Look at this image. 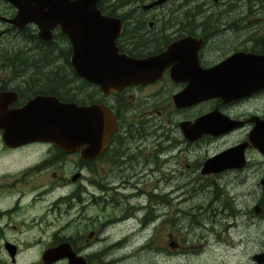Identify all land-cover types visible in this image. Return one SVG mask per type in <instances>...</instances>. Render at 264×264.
Segmentation results:
<instances>
[{"label":"flooded vegetation","instance_id":"af4514ba","mask_svg":"<svg viewBox=\"0 0 264 264\" xmlns=\"http://www.w3.org/2000/svg\"><path fill=\"white\" fill-rule=\"evenodd\" d=\"M154 1L97 0L99 3L97 4L96 2V5L102 14L116 17L119 21L120 29L113 39L119 53H125L131 57L154 55L165 50L173 41L184 36H190L191 38L186 39L185 43L173 47L180 51L177 54L184 53L188 58L185 69L190 68L189 70L215 65L217 61L227 54L237 50L264 53V34L249 33L237 40H235L234 35H225L226 29L231 31L233 29V32L238 33L235 25L236 20H240V18L228 19L219 14L220 12L215 14V4L223 2L224 4L235 5L237 0H179L176 8L182 11L179 13L162 11V7L171 0H161L158 3L151 4ZM244 3L246 11H250V13H256L257 8H263L264 6V0H244ZM255 3L257 4L256 8L253 6ZM7 8V10L0 9V21L5 24L4 30H0V33L3 31L9 33L8 39H4L5 54L3 61L0 62V72H5L6 74L5 76L0 75V93L8 92L7 96L11 95L10 93L15 94V99L10 100L7 106H19L35 94H49L56 96L58 100L73 101L77 104L99 103L107 107L115 118V126L106 142L97 155L92 158L82 157L78 149L64 150L54 146L52 143L45 142L54 151L53 153L49 150L47 153V157L53 158L52 163L54 161L59 162L61 157L65 155L73 156L71 158L73 167L70 168L71 174L69 176H62L63 174L59 175L53 172L52 179L59 182L57 185L54 184L53 186L51 182L39 183L30 181L24 183L23 188H14L18 182L24 180L23 176H13L10 182H7L8 178L5 176L0 179V248H4L10 260L11 256L6 250L5 243H13L15 248L14 255L18 250V243L5 238L2 228L15 227L16 222L23 225L25 215L24 207L21 206V199L24 193L37 191L35 194L38 196L50 193L56 186L69 185V188H67L69 190L63 191V194L60 193L49 202L48 207L45 209L46 212L50 210L65 211L69 208H74L76 209V219H84L85 203H82L81 199L83 195H86V202L90 203L91 201L100 200L102 203L101 208L111 213L113 209L120 206L123 207L122 211L129 208L137 210L139 207L145 208L141 216V222L144 224L147 222L145 218L150 219V215L153 212L152 204L138 206L136 200H134V198L144 193L143 188L139 186L140 184L148 179L149 176H158L154 187L155 190H151L153 192L148 193L150 195L158 194L163 196L162 201H158L159 203L157 204L153 203L156 204L155 209L159 212L162 207L160 203H170V183L167 186V182L170 176H174L172 174V171L176 168V163L174 162L182 158L189 151V148L194 153L198 148L203 149V144L214 142L216 137L245 126L243 136L231 143L235 144L246 139L247 133L253 125V116L264 117V113L250 111L234 114L227 112L232 107L243 104L249 98L264 93V87L228 101H222L220 98L212 96L191 103L181 102L176 98V95L182 91L188 80L183 73H176L174 66L178 64V56H173V60H167L162 63L156 72L157 75L151 80L127 83L116 89L103 90L98 84L84 80L75 74L69 62L71 53L70 42L67 36L60 32L58 26L53 28L51 38L44 40L37 35L36 27L32 23L16 27L6 21L5 18L11 17L15 11L10 3H7ZM155 8H160V10L153 12ZM210 8L213 9L212 12L208 11ZM223 19L225 20L223 21ZM218 42L224 46L221 47L215 44ZM219 47L221 51L216 54L215 49L218 50ZM27 48L31 50L36 48V62L25 60ZM44 50L51 51L54 54L51 61L43 59ZM60 59H62L66 67L57 66ZM45 65H53L50 69L52 74L49 69H45ZM33 73L36 75L29 76V74ZM76 97L81 98L82 101H77ZM215 109L229 118L240 120L241 124L219 134L201 132L190 139L186 133L184 134L181 122H192L196 117ZM33 142L14 147L3 144L1 146L6 152H14L16 149ZM251 148L253 149L254 147L247 146L244 149V153ZM183 150L185 151L184 155L182 153ZM198 153H195L190 158V161L199 171L204 159L215 153V148L210 151L205 148L204 151L200 152L199 156ZM185 160L187 161V158ZM166 163L170 167H167V173L165 172ZM247 164L248 160L246 157L240 167L226 168L219 172L205 174L199 171V174L213 177V181L208 180L214 185L212 197L217 198L220 187L215 183V175L222 172L240 170ZM184 165L187 166L188 162H184ZM82 169L85 172L83 173L84 176H80ZM178 174L177 170L175 176ZM159 176L167 177L160 178ZM242 176H245V174ZM262 176H264V167L262 168ZM81 177L83 178L82 182H80ZM260 184L262 188L260 192L263 195L264 182ZM221 187L229 193L227 186L223 184ZM13 195V202L6 204L5 201L8 198L11 199ZM65 197L68 198L66 199ZM229 200L236 209V213H240L242 209L240 206H235L237 200L235 201L234 195L229 193ZM76 203H78V206H74ZM60 204H63L62 207H60ZM254 204L258 205L257 210L253 209ZM222 205L228 208L230 214L233 213L234 209L230 204L222 202ZM109 207H111L110 210ZM251 211L257 216L264 218V203L261 195L255 199L251 206ZM82 214L83 216H81ZM132 214V212H127L122 216L103 217L101 221L102 228L112 229L116 226L117 220L121 221L123 218L132 216ZM17 218L18 220H16ZM236 219L238 222L240 218L237 216ZM42 220H45V218H42ZM42 220L39 219V221ZM69 221L70 219L66 220L65 223H69ZM235 224V219L226 220L223 215L222 219L217 218L215 231L218 230L216 229L217 225L222 229L229 228L230 230ZM207 228L214 230L212 225ZM92 234L93 231L89 230L85 236L90 239ZM62 235L57 236L55 243L67 241L75 253L84 257L85 264H90L89 257L95 255L98 251L94 252V249L86 253L81 252V247L76 245L78 238L81 237L79 231H73L69 236ZM167 236L169 237L170 235ZM213 236L215 238V232ZM102 238L107 240L109 235ZM97 240H100L99 236ZM113 240L107 241L106 245L103 244L105 249L100 252V255H103L104 252L106 255L110 254L106 257V261L110 264L117 262V259L121 257V255L111 253L122 241V238ZM174 244L176 245L175 242ZM106 247L108 250L113 249L108 251ZM260 251H264V249ZM253 253L250 256L254 260V264H264V259L257 262L252 257ZM62 260L66 263L65 257H59L53 262Z\"/></svg>","mask_w":264,"mask_h":264},{"label":"rangeland","instance_id":"374dc122","mask_svg":"<svg viewBox=\"0 0 264 264\" xmlns=\"http://www.w3.org/2000/svg\"><path fill=\"white\" fill-rule=\"evenodd\" d=\"M178 2L179 0L167 2L162 7V11L167 13L182 12L180 9H176ZM7 3L5 0H0V9L7 10ZM253 6L256 8L257 4L255 3ZM159 10L160 8H155L153 12ZM208 11L212 12L213 9L210 8ZM218 12L228 19L240 18V20H236L235 25L238 33L233 32V29L232 31L230 29L225 30V35H234L235 40L249 33L264 34V6L263 8H257L256 13H250V11H246L244 0L243 3L242 0H237L235 5L221 2L215 4V14ZM4 27V22L0 21V30ZM8 36L7 31L0 33L1 60L4 59L5 54L4 39H8ZM215 44L221 47L224 46L219 42ZM220 51V47L218 50L215 49L216 54ZM0 75L5 76L6 74L0 72ZM35 75V73L29 74V76ZM248 111L264 113V93L249 98L243 104L234 106L227 112L234 114ZM244 132L245 126H242L216 137L215 141L210 144H203V149L198 148L194 153L189 148V151L184 155L185 151L183 150L184 156L182 155V158L174 162L176 163V168L172 171L174 176H170L167 182V186L170 183V203H160L162 207L159 212L155 209V206L159 203L158 201L163 200V196L148 193L155 190L158 176H149L140 184L139 186L143 188L144 193L134 198V200H136L138 206L152 204L153 212L150 219L145 218L147 222L144 224L141 222V216L145 208L139 207L138 210L129 208L122 211L123 207L120 206L113 209L111 213L101 208L102 203L100 200L86 202V195H83L81 199L82 203H85L84 219H76V209L74 208L65 211L50 210L46 212L45 209L48 207L49 202L60 193L63 194V191L69 190L67 189L69 185L56 186L50 193L38 196L35 194L37 191L24 193L21 199V206L24 207L25 215L23 225L16 222L15 227L2 228L5 238L18 243V250L14 255V259L10 260L4 248L1 247L0 264H43L40 260L41 250L46 246L55 244L58 235L69 236L73 231H79L81 234L76 243L81 247V252L86 253L94 249V252L98 251L95 255L89 257L90 264H110L106 261V257L110 254L106 255L104 252L103 255H100V252L105 249L103 244L106 245L107 241H114L113 239L119 238H122V241L111 254L121 255V257L112 264H254V260L250 256L251 253L264 249V218L257 216L250 210L255 199L259 198L260 195L264 203V194L262 195L260 192L262 188L258 182L264 167V157L256 149H248L245 152V158L247 157L248 160L245 167L215 175V183L220 187L217 198L212 197L214 185L208 180L213 181V177L201 176L198 169L190 161L195 153L199 152V156L205 148H207V151L215 148V152H217L243 136ZM1 145L0 140V179L5 176L8 178L7 182H10L13 176L24 177V180L18 182L14 188H23L24 183L30 181L51 182L54 186L59 182L53 181V172L59 175L63 174L62 176L71 174L70 168L73 167L71 158L73 156L65 155L61 157L59 162L54 161L52 163L53 158L47 157V153L49 150L53 153L54 151L45 142H33L16 149L14 152L4 151ZM184 162H188V165L185 166ZM167 167L166 163V173ZM177 170L179 174L175 176ZM83 173L85 172L82 169L80 176H84ZM243 174L245 176H242ZM159 177L165 178L167 176ZM82 181L83 178L81 177L80 182ZM223 184L228 187L229 193L234 195L235 201L237 200L235 206L241 207L242 211L240 213H236V209L229 200L228 191L221 187ZM13 199L14 195L11 199L8 198L5 203L9 204L13 202ZM154 202L156 204H153ZM222 202L230 204L234 209L232 214L228 212L227 207L222 205ZM62 205L60 204V207ZM74 206H78V203ZM127 212H132V216L123 218L121 221L117 220L114 228H102L101 221L103 217L122 216ZM223 215L226 220L235 219L236 224L230 230L229 228H220L221 225L219 224L220 226L217 225L216 227L218 230L215 231L216 220L217 218L222 219ZM237 216L240 218L238 222ZM42 218H45V220H42ZM39 219L42 221H39ZM68 219H70L69 223H65ZM211 225L214 230L207 228ZM89 230H92L93 234L90 239H87L85 234ZM220 230L221 232H219ZM214 232L215 238L213 236ZM108 235L107 240L102 238ZM98 236L100 240H97ZM169 239H172L176 245H169ZM62 263L64 264L65 261L50 264Z\"/></svg>","mask_w":264,"mask_h":264},{"label":"water","instance_id":"95a60500","mask_svg":"<svg viewBox=\"0 0 264 264\" xmlns=\"http://www.w3.org/2000/svg\"><path fill=\"white\" fill-rule=\"evenodd\" d=\"M15 11L5 18L16 27L32 23L37 35L48 40L58 26L71 45L69 62L75 74L98 84L103 90L119 88L127 83L144 82L155 77L158 68L178 56L176 73H183L188 82L176 95L183 103L208 97L232 100L264 87V53L233 51L215 65L197 69L186 67L188 58L173 46L185 43L190 36L173 41L160 53L146 57H131L119 53L114 44L120 25L116 17L102 14L97 0H5ZM161 0H155L158 3ZM150 4V5H151ZM148 6V5H147ZM198 43V41H197ZM184 71V72H183ZM0 93V140L14 147L28 142H49L64 150H79L84 158H92L100 151L115 126L114 115L99 104H77L58 100L49 94H35L19 106H7L15 94ZM175 98V99H176ZM253 125L246 139L228 145L207 156L200 173L219 172L240 167L245 161L244 149L253 146L264 156V117L253 116ZM241 124L219 110H211L192 122H181L189 139L201 132L219 134ZM264 182V176L259 179ZM257 210L258 205L254 204ZM173 246L174 241L170 240ZM9 256L15 252L13 243H5ZM65 257V264H85L84 257L75 253L67 241L46 246L40 253L43 264ZM257 262L264 259V251L254 252Z\"/></svg>","mask_w":264,"mask_h":264},{"label":"trees","instance_id":"16d2710c","mask_svg":"<svg viewBox=\"0 0 264 264\" xmlns=\"http://www.w3.org/2000/svg\"><path fill=\"white\" fill-rule=\"evenodd\" d=\"M99 2H97V4H98ZM100 5V4H99ZM39 41H41L40 39H39ZM43 43H49V42H43ZM44 45H46V44H44ZM43 45V46H44ZM33 50H31V49H28L27 48V51H26V56H25V60L26 61H28V62H36V55H37V50H36V48H32ZM43 52V51H42ZM27 53H30V54H27ZM29 59H28V58ZM52 57H54V54L51 52V51H48V50H44V52H43V59L44 60H46V61H51L53 58ZM1 61H3V58H2V60L0 59V62ZM53 65H49V66H46L45 65V69H49V72L52 74V71L50 70L51 69V67H52ZM57 66H64V67H66L65 66V64H63V61H62V59H60L59 60V64L57 65ZM76 78H77V76H76ZM65 98H67L68 99V97L67 96H65ZM77 101H82V99L81 98H78V97H76L75 98Z\"/></svg>","mask_w":264,"mask_h":264},{"label":"bare ground","instance_id":"6f19581e","mask_svg":"<svg viewBox=\"0 0 264 264\" xmlns=\"http://www.w3.org/2000/svg\"><path fill=\"white\" fill-rule=\"evenodd\" d=\"M175 191V190H174ZM173 192V191H172ZM176 195V194H175ZM180 195V194H179ZM182 196V195H181ZM173 197V196H172ZM177 197V196H176ZM180 198V197H179ZM187 198V197H186ZM173 199H174V197H173ZM178 199V198H177ZM185 199V198H184ZM176 202V201H175ZM178 203V202H177ZM184 204V203H183ZM181 205V204H180ZM188 205V204H187ZM186 206V205H185Z\"/></svg>","mask_w":264,"mask_h":264}]
</instances>
